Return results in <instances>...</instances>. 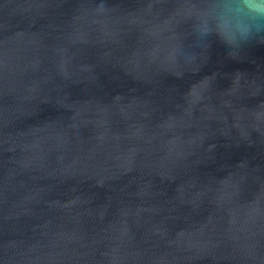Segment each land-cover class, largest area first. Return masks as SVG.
Instances as JSON below:
<instances>
[{
	"label": "water",
	"instance_id": "1",
	"mask_svg": "<svg viewBox=\"0 0 264 264\" xmlns=\"http://www.w3.org/2000/svg\"><path fill=\"white\" fill-rule=\"evenodd\" d=\"M210 0H0V264H264V42Z\"/></svg>",
	"mask_w": 264,
	"mask_h": 264
},
{
	"label": "clouds",
	"instance_id": "2",
	"mask_svg": "<svg viewBox=\"0 0 264 264\" xmlns=\"http://www.w3.org/2000/svg\"><path fill=\"white\" fill-rule=\"evenodd\" d=\"M189 48H177L174 55L189 62L196 50L206 47L209 36H217L229 54L255 41L264 42V0H210L207 8L194 15Z\"/></svg>",
	"mask_w": 264,
	"mask_h": 264
}]
</instances>
